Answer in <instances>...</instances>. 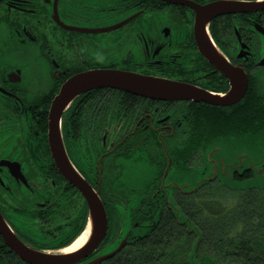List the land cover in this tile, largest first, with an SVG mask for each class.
<instances>
[{
    "label": "flooded vegetation",
    "instance_id": "1",
    "mask_svg": "<svg viewBox=\"0 0 264 264\" xmlns=\"http://www.w3.org/2000/svg\"><path fill=\"white\" fill-rule=\"evenodd\" d=\"M190 1L216 0H0V212L25 243L57 252L86 223L87 200L58 167L49 142V108L68 78L120 68L213 92L230 89L200 51ZM256 25L264 28V9L217 15L209 24L217 47L249 75L242 98L252 96V74L263 67L264 34ZM201 103L209 106L97 87L64 109L66 152L98 190L109 221L114 194L141 196L153 188L152 198L132 209L136 228L165 208L168 194H181L178 179L195 166L191 147L208 146L186 136L200 128ZM0 253H11L1 233Z\"/></svg>",
    "mask_w": 264,
    "mask_h": 264
},
{
    "label": "trees",
    "instance_id": "2",
    "mask_svg": "<svg viewBox=\"0 0 264 264\" xmlns=\"http://www.w3.org/2000/svg\"><path fill=\"white\" fill-rule=\"evenodd\" d=\"M257 83L251 97L246 95L227 109L201 103L204 113L198 117L200 128L183 134L198 142H210L218 135L263 131L264 92ZM174 135L177 139V133ZM205 147L193 146L191 152ZM254 175L252 168L233 170L228 180L217 176L190 193L175 194L172 204L145 218L137 228L130 217L132 228L126 245L97 264H264V186H242ZM149 189L152 191L147 198H152L154 190ZM115 245L110 242L105 251ZM201 249L204 253L198 256ZM0 264L30 263L11 252L0 257Z\"/></svg>",
    "mask_w": 264,
    "mask_h": 264
},
{
    "label": "water",
    "instance_id": "3",
    "mask_svg": "<svg viewBox=\"0 0 264 264\" xmlns=\"http://www.w3.org/2000/svg\"><path fill=\"white\" fill-rule=\"evenodd\" d=\"M187 4L196 10L194 27L200 51L229 78L230 89L226 92H213L187 82L120 68H93L78 72L68 78L53 98L49 108V142L58 167L64 176L81 190L87 200V221L84 229L69 244L58 249L57 252L50 253L38 250L21 240L0 212V233L6 244L23 261L30 264H97L119 252L128 242L131 229L130 217L127 220L121 240L113 249L101 251L92 258L85 260L104 241L108 230V214L98 190L80 174L69 159L62 138V112L80 93L97 87H112L153 99L192 100L214 105H232L244 96L249 84V75L243 67L233 65L217 47L210 34L209 24L212 18L217 15L263 10L264 0H216L205 5H198L190 1ZM256 26L257 30L264 34V28ZM259 64L264 65V56L259 60ZM212 151H207L206 158L212 156ZM210 161L213 165L211 171L208 169V172L212 175L208 179L201 180L193 189L202 182L217 176L222 180H228L233 170H239L238 167H231L227 163H215L211 158ZM253 170L255 172L254 176H256V170ZM218 173L221 174L218 175ZM181 181L183 180L178 179V183ZM186 183L189 184V181H186ZM179 186L183 188L182 185ZM193 189L185 188L183 191L191 192ZM167 202L172 204L171 194H168ZM175 209L180 210L178 206ZM88 229V238L83 245L72 251H65L66 247L71 245ZM83 260L85 261L82 262Z\"/></svg>",
    "mask_w": 264,
    "mask_h": 264
},
{
    "label": "rangeland",
    "instance_id": "4",
    "mask_svg": "<svg viewBox=\"0 0 264 264\" xmlns=\"http://www.w3.org/2000/svg\"><path fill=\"white\" fill-rule=\"evenodd\" d=\"M255 81H258L259 83H257L259 90L264 92V67H257L254 74H252V93L254 91ZM179 106L187 108L188 104L182 103ZM208 145L209 146H206L204 150L199 149L196 152L197 154H192L194 155L192 158L193 164L198 166H193L189 174L183 175V181L179 182L180 185H184V181L189 179L187 180V182L189 181V184L188 186H185V188L191 190L201 180L210 178L212 174L208 172V169H210L211 171V166L213 165L211 163L212 161H210L211 158L215 163H227L231 167H238L240 171L249 167L255 169L256 176H254L248 183L244 181L242 183V186H264V130L250 135H218L215 137V139L208 142ZM208 150H213L212 156L206 158V156L208 155ZM220 174L221 173H218V175ZM123 181L127 182L125 180ZM148 194L141 196L122 194L113 195L115 205L111 206L109 229L106 241L102 244L103 246L100 249L101 251H105L107 244H109L110 242L117 243L122 238V235L126 228L127 218L132 217V213H134L132 209L136 208L137 211H139L140 202L143 200V198H147L149 196ZM174 197H177V195L174 194ZM109 198L111 199L110 196ZM158 213H155L154 216H156ZM63 224L68 225L67 222H63ZM74 237L75 236L71 237L70 233V235L68 236L69 239L71 238L69 242ZM61 241H54V244L59 246L61 244ZM69 242H67L63 246H66L67 244H69ZM187 253L188 254L186 255L188 256L189 250ZM203 253V249L198 250V256L202 255ZM2 256L3 255L0 253L1 258ZM198 256L197 259H199Z\"/></svg>",
    "mask_w": 264,
    "mask_h": 264
},
{
    "label": "bare ground",
    "instance_id": "5",
    "mask_svg": "<svg viewBox=\"0 0 264 264\" xmlns=\"http://www.w3.org/2000/svg\"><path fill=\"white\" fill-rule=\"evenodd\" d=\"M88 233L89 229L84 231L71 245L66 247L65 251H72L83 245L88 238Z\"/></svg>",
    "mask_w": 264,
    "mask_h": 264
}]
</instances>
